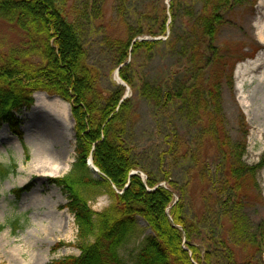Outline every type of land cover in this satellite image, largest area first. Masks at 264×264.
<instances>
[{
  "label": "trees",
  "instance_id": "16d2710c",
  "mask_svg": "<svg viewBox=\"0 0 264 264\" xmlns=\"http://www.w3.org/2000/svg\"><path fill=\"white\" fill-rule=\"evenodd\" d=\"M130 1L134 4L137 0ZM127 2L117 0L115 6L118 18L129 29L134 28L128 31V39L112 42L116 66H121L119 76L132 85L127 75L131 61L143 53L150 56L159 44H164L176 58L188 61L192 68L170 72L160 83L141 82L139 95L157 109L155 115L166 121L174 136L167 143L169 158L202 164V153L198 146L197 154L195 142L199 135L212 138L220 161L219 172L224 176L219 183L234 190L235 195L220 204L222 213L230 218L227 231L231 237H238L239 242L232 245L250 244L257 251L264 249V222L258 232L249 233L238 215L239 196L244 195L240 183L264 167V155L255 165L244 164L248 130L243 117L239 121L241 134L232 139L223 111V81L200 79L209 76V66L220 61L217 36L233 7L244 0H169L165 5L163 0H148L134 23L126 20ZM99 14V7L92 9L90 18L82 8L68 10L66 0H0V17L18 27L27 39L20 48L0 51V127L7 123L22 139L15 113L30 108L37 91L67 101L74 123V161L66 174L52 177L50 182L67 196L64 207L74 215L77 234L73 245L79 254L46 264H128L119 249L134 234L137 218L147 223L153 235L134 255L133 264H248L236 260L225 240L215 243L213 253L201 251L193 238L195 224L185 215L183 188L168 174L158 178L136 161L127 142L130 100H121L122 86L108 94L99 89L97 71L88 62L86 28ZM179 19L182 31L177 27ZM143 34L166 39H136ZM228 80L231 83V75ZM178 124L198 127L200 133L192 142L195 149L178 136ZM89 156L99 171V179L93 177L86 164ZM132 171L137 173L130 174ZM8 172L14 170L3 168L0 175ZM32 186L28 182L12 193L18 198ZM102 194L110 197V204L94 211L89 202ZM231 199H238V204H230Z\"/></svg>",
  "mask_w": 264,
  "mask_h": 264
},
{
  "label": "rangeland",
  "instance_id": "374dc122",
  "mask_svg": "<svg viewBox=\"0 0 264 264\" xmlns=\"http://www.w3.org/2000/svg\"><path fill=\"white\" fill-rule=\"evenodd\" d=\"M147 1L137 0L133 4L128 0L126 20L129 23L135 22L136 14L141 12ZM168 1L163 0V4ZM116 4L117 0H66L68 10L82 8L88 18L92 9L100 8L99 16L87 25L84 46L89 64L97 71L99 89L108 94L122 86L124 94L121 100H130L127 142L136 161L158 178L168 174L171 181L183 188L185 215L195 224L193 238L201 251L213 253L215 243L221 239L232 247L238 262L264 264L263 247L257 251L250 244L232 245L239 242L238 237H231L227 231L230 218L222 213L220 204L235 195L234 190L223 188L219 183L224 176L219 172L220 161L212 138L207 135L201 137L197 126L178 124V136L184 142H190L193 149L192 142L199 135L195 142L196 151L198 154L199 146L200 158L204 161L196 165L189 159L169 158L167 143L174 136L166 121L155 115L157 109L139 95L141 82L160 83L170 72L192 68L188 61L177 59L164 44H159L150 56L143 53L132 61L128 59L131 64L127 75L132 85L126 84L119 72L120 81L125 85L117 80L119 67L116 66L112 42L128 39V31L132 32L134 28L129 29L118 18ZM259 4L260 0H244L242 5L233 7L226 25L217 36L221 59L209 66V76H200L201 80L219 78L223 81V111L232 139L240 136L239 121L243 117L248 133L242 161L248 166L257 164L264 155V81L257 80L260 69L243 70L249 59L264 51V11ZM177 27L183 30L182 20L179 19ZM143 28L147 29V24L143 23ZM136 39L163 41L166 36L143 34ZM26 40L18 27L0 17L1 52L20 48ZM230 75L231 83L228 80ZM33 99L30 108L15 113L19 130L23 133L22 139L10 130L7 123L0 127V174L3 168L14 170L3 177L0 175V264H46L79 254L73 245L77 234L74 215L64 207L67 196L50 182V178L66 174L74 161V123L70 104L44 91L35 92ZM92 174L100 178L94 171ZM213 181L217 185H212ZM28 182L33 184L31 189L17 198L12 190ZM240 187L244 195L241 193L239 196L238 215L244 230L253 233L264 222V167L253 178L243 180ZM235 202L238 204V199L230 200V204ZM89 204L94 211H101L110 204V197L102 194ZM54 226L63 227L64 232L53 233ZM152 235L147 223L137 218L134 234L119 249L122 259L133 264L134 255ZM12 247L19 248L22 257H12L9 254Z\"/></svg>",
  "mask_w": 264,
  "mask_h": 264
},
{
  "label": "bare ground",
  "instance_id": "6f19581e",
  "mask_svg": "<svg viewBox=\"0 0 264 264\" xmlns=\"http://www.w3.org/2000/svg\"><path fill=\"white\" fill-rule=\"evenodd\" d=\"M259 5H260V8L263 9L264 11V0H260ZM257 68L260 69L258 75L256 76L257 80L260 82H263L264 81V51H261L260 53H258V55L254 59H249L243 66L244 71L245 70L250 71L251 69H257ZM117 80L121 82L119 78H117ZM51 231L53 233H63L64 229L61 226L60 227L54 226ZM9 254L12 257H22L20 255V249L17 247H12V250L9 252Z\"/></svg>",
  "mask_w": 264,
  "mask_h": 264
},
{
  "label": "water",
  "instance_id": "95a60500",
  "mask_svg": "<svg viewBox=\"0 0 264 264\" xmlns=\"http://www.w3.org/2000/svg\"><path fill=\"white\" fill-rule=\"evenodd\" d=\"M118 70H119V68H118L117 71H116V76L119 78V76H118ZM87 165H88L89 167H91L95 172H98L97 168L94 167V165L91 163V157H89V159H88V161H87ZM132 173H136V172H132ZM132 173H131V174H132ZM263 260H264V255H263Z\"/></svg>",
  "mask_w": 264,
  "mask_h": 264
}]
</instances>
